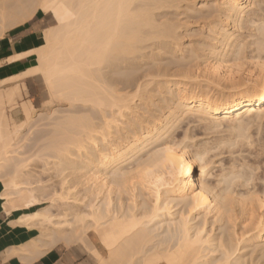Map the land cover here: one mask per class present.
Returning a JSON list of instances; mask_svg holds the SVG:
<instances>
[{"label":"bare ground","instance_id":"1","mask_svg":"<svg viewBox=\"0 0 264 264\" xmlns=\"http://www.w3.org/2000/svg\"><path fill=\"white\" fill-rule=\"evenodd\" d=\"M261 1H0L2 34L7 27L30 20L38 9L54 15L57 24L45 32L44 46L34 50L38 54L37 66L24 75L39 73L48 86L50 100L82 102L89 110L99 112L98 118H101L98 119L95 113L81 117L82 112L76 117L77 113L70 109L75 112L72 113L75 117L62 114L63 119H53L54 123L47 119L48 123V116L41 113L39 116L43 118L39 123L37 112V120H32L31 124L38 123V126L43 119L47 126L52 124L48 127L52 130L46 135L49 137L52 132L53 136L41 150L50 152L57 159L55 165L60 171H67L68 179H62L61 191H53L56 186H52V182V185L46 182L42 185L41 180V185H33L32 181L23 179V160L16 162L8 174L0 172L5 210L8 213L26 211L17 223L34 227L39 232L36 238L21 247L20 254L37 259L61 244L68 249L82 247L99 264H264V184L260 190L257 182L251 181L258 170L252 172L251 169L249 175L244 169L231 168L232 171H226L222 180L213 185L206 177L217 178L218 173L213 175L211 170V176L205 169L209 168L207 163L211 158L207 157L211 154L208 152L215 151L213 144L218 140H214L217 137L210 139L207 131L222 134L221 127L228 129V133L230 129L233 135L229 134L231 137L226 139L220 135L222 140L217 144L221 145L220 149L224 147L222 144L228 145L227 151L230 146H236L235 151L241 152L237 145L241 146L243 143H239L244 139L249 137L248 148L249 143L255 142V138L247 135L248 126L264 116V14L260 13V4L264 6V3ZM193 18L203 20L200 24L203 40H197L194 42L197 45L187 50L184 36L191 39L194 33L190 35L181 30L192 25L194 20H190ZM245 27L247 33L246 30L243 32ZM195 34L200 32L195 31ZM150 49L155 50L152 58L161 53L164 57L165 50H173V57L176 53L183 54L178 61L172 59L170 53L169 61L159 62L169 64L167 67H171V63L178 70L163 67L155 58L151 62L156 63H150L154 69L148 71V66L143 67V71H148L143 73L139 64L149 58ZM137 70L143 74H138ZM160 78L164 80L155 81ZM154 81L165 94L164 100L157 101L162 105L165 103L163 109L167 111L158 116L160 111L156 117L138 114L137 110L143 104L150 102L149 105L156 106L147 97L153 95V91L156 96L152 97L157 98L159 94L158 98H162L157 89L155 93ZM151 84L152 90L145 96ZM225 90L230 91L226 93ZM17 96H20L18 88L0 94V162L10 157L8 153L13 152V140L24 129L11 126L12 117L4 109V105L12 104ZM20 109L27 118L36 111L30 103L23 104ZM147 109L144 112L149 113L150 108ZM126 114L135 117L132 121H124L122 118ZM186 119H190L189 125L183 121ZM191 121L202 123V128L206 126L207 131L203 133L210 137L207 135L205 145L209 139L215 141L209 145L214 149H209L210 141L208 148L203 147L202 142V145L199 143L202 148L196 145L193 149L196 139L193 143L191 138L198 132L192 135L189 130L192 137L183 133L193 146L184 139V142L177 139V135L172 136L178 124L193 127ZM41 125V128L47 127L44 123ZM131 126L132 130L129 129ZM250 136L254 142H250ZM159 141L163 142L160 144ZM35 144L31 147L37 149L38 144ZM255 144L257 153L254 151L253 155L256 158L259 150L264 151L258 142ZM148 146H152V152L142 159L140 155ZM35 148L30 151L34 152ZM220 149L218 147V151ZM232 149L230 153L235 152ZM248 154L249 160L251 153L249 157ZM238 159L240 166L242 160ZM246 159L242 162L245 167ZM197 166L201 168L199 176ZM131 167L134 168L130 170ZM35 174L39 177L37 172ZM216 178L213 183L218 180ZM237 180L242 181L244 191H235L237 188L233 185ZM138 189H147L148 199L137 200ZM81 192L85 200L83 206H78L77 194ZM124 193L129 195V203H124ZM58 201L62 212H52L48 207L32 210L47 203L55 206ZM174 207H180L179 211L172 212ZM164 216L168 218L163 219ZM95 238L103 246L105 255L97 248Z\"/></svg>","mask_w":264,"mask_h":264},{"label":"rangeland","instance_id":"2","mask_svg":"<svg viewBox=\"0 0 264 264\" xmlns=\"http://www.w3.org/2000/svg\"><path fill=\"white\" fill-rule=\"evenodd\" d=\"M263 1V0H262ZM260 2V3H264V1L263 2ZM197 2H200V0H197ZM259 3V4H260ZM264 5V4H263ZM260 7H261V12L260 13H263L264 14V6H262V4H260ZM49 15H51L50 13H49ZM196 16V15H195ZM192 20H194V22H195V25H197V23H199L197 26H193V23L194 22H192V25L191 24H189L190 26L189 27H187V28H183L181 31H183L184 33H186V34H192V32L194 33L193 35H192V37H191V39H190V36H189V38H186L185 36H184V38L185 39H183L184 40V42H185V47H187V50L188 49H190V48H188V47H192V46H196L197 45V43H194V42H196L197 40H203V38H202V35H201V29H200V24L201 23H203V20L202 21H200V19L197 21V20H195V18H193V19H191L190 21H192ZM200 21V22H199ZM52 24H53V26H55L56 24H57V22L52 18ZM193 26V27H192ZM199 26V27H198ZM189 28V29H188ZM248 28V27H247ZM192 30H194V31H192ZM246 30V33H247V29H246V27L244 28V30H243V32ZM188 31H190V32H188ZM195 31L196 32H200V34L198 35V34H195ZM245 33V34H246ZM185 34V35H186ZM194 35H197L196 37L194 36ZM201 35V37H199ZM187 36V35H186ZM205 36V35H204ZM188 37V36H187ZM198 37V38H197ZM197 38V39H196ZM199 38H201V39H199ZM188 41V42H187ZM190 41H193L192 43H190ZM183 46V47H184ZM184 47V50L186 49ZM151 50V49H150ZM150 50H148L149 52H150ZM155 51V50H154ZM152 52V50H151V53H150V56H151V58L153 57L151 54H155V52ZM186 51V50H185ZM165 52H167V54L165 53ZM165 52H164V57H168L167 59L166 58H164L163 56H161L163 53H161V54H159L158 56H159V59H158V56L156 55V57H154V58H150V56H149V54L146 52V55L148 54V56H149V58H150V61H149V58L148 57H146V59H147V63H145L146 62V59L144 58L141 62H140V64L139 65H141V66H139V69H142V71L144 70V68H147V66H148V71H150V70H153L154 69V67H152L151 65H150V63L152 64L153 63V61L151 62V60H154L155 58H157V61L156 62H158V64H162L163 65V67H167V66H169V64L168 65H165V64H163V62L165 63V60L166 61H169V54L171 53V55L172 54H174L173 53V50H171V52H170V50H168V51H166L165 50ZM169 52V53H168ZM188 52V51H187ZM186 52V53H187ZM157 53H158V50H157ZM186 53H184V54H186ZM177 54H179L178 56H177ZM188 54V53H187ZM168 55V56H167ZM176 55V57L174 58L173 57V55H172V59H177L179 56L181 57V58H183L182 56H183V54H181L180 55V53H176L175 54ZM181 58H179V59H181ZM172 59H170L171 61H172ZM179 59H177V61L179 60ZM156 60V59H155ZM160 60V61H159ZM161 61H163L162 63H159V62H161ZM144 62V64H142ZM155 62V61H154ZM155 62V63H156ZM155 63H153V65L155 64ZM173 64L175 65V61H173ZM161 65V66H162ZM170 65H171V67H167L168 69H170V68H173L174 66H172V64L170 63ZM144 67V68H143ZM152 67V68H151ZM155 67H156V65H155ZM175 69H172V71H175L176 69H177V67H174ZM178 70V69H177ZM176 70V71H177ZM139 71V72H138ZM142 71L141 70H137V73L138 74H143L145 71H143V73H142ZM148 71H146L145 73H147ZM177 78H179V80L181 79L180 77H177ZM176 78V79H177ZM42 79H43V81H42ZM161 79L162 78H160V79H155V81L156 82H158V80L159 81H161ZM162 80H164V79H162ZM182 80V79H181ZM153 82L152 84H153V86H154V90H155V93H156V89H157V91H158V93H160L161 95H160V97H162V98H158L159 97V94H157V98H155V97H152L153 95H154V91H153V95H151V96H147V93H148V91H151L152 90V84L149 86V88H148V90L146 91V95L145 96H147V97H149V101H151L152 102V100L155 102V100L157 101L158 99H160L161 101L162 100H164V97H165V94L163 95L160 91H159V85L156 83V82ZM155 84V85H154ZM158 87V88H157ZM150 89V90H149ZM21 91H22V95H20V97L17 99V101L15 100V101H13V103L11 104H9V103H7V105L5 104L4 105V109L7 111V113H8V115L10 116V118L12 117V119H11V123H12V125L11 126H13L14 128L15 127H18V126H22V133H20V132H18V135L16 134V137H15V141L13 140V142H14V146H13V148H12V150H13V152L12 153H8V156L10 155V157H8V158H6V159H3V160H1V162H0V172H2V173H4V174H8L9 172H11V170H12V168H13V166H14V164L16 163V162H18V161H20V160H23V164L25 165L24 167H23V172H22V178L23 179H28L30 182L32 181V183H33V185H41V183L40 182H42L43 181V184L42 185H44V184H46L47 183V185H48V183L50 184V185H52V186H56V188H54V190L53 191H61V189H62V184H61V182H62V179H63V181H64V178H67L68 179V176H67V171H64V172H62V171H60L59 169H58V166H56L55 165V163H56V161H57V159H55V158H53L51 155H50V152H48V151H42L41 150V148H42V145L45 143V142H47V140L48 139H50L49 137H51V135L53 136V134H52V132H50V136L49 137H47V135H48V132H49V130H50V128H49V130H48V127H50L51 125L50 124H48V126H47V122L45 123V121H44V119H43V121L41 120V124H46V126L47 127H43V128H41L42 127V125L41 124H39V126H38V123L37 124H31L32 123V120L35 118V117H37V115L39 116V114H41V113H43V115L42 116H44V114H46V116H48V117H46V120L48 119L49 121H52L53 122V119L54 120H56L57 118H59V119H63L62 117H63V115L62 114H64V115H66V116H68V115H72V117H75V115L73 116V114L72 113H83V115H81V114H78L79 116H77V114H76V117H80V115H81V117H90V116H92V115H94V113L95 112H93V111H91V110H89L88 109V106L86 105V104H84V103H82V102H74L75 104H73V102H71L70 103V101H64V100H58V101H53V100H50V92H49V89H48V86L46 85V82H45V80H44V78L42 77L41 78V76L40 75H36V76H34L33 78H31L30 79V81H29V83L27 84V85H25V84H23L22 85V88H21ZM230 91V90H225V92L226 93H228V92ZM149 94H151V93H149ZM154 96H156V94L154 95ZM161 101L160 102H156V103H152L153 105H158V103H159V105L157 106L158 108H155L154 106H152L151 104L149 105V103L148 104H146V105H141L142 106V108H141V106L139 107V108H141L139 111L137 110V113L138 114H143V113H146V116L149 114L150 116L152 115V117H154V115H155V117L157 116V114L160 112V114H158V116L159 115H161L162 114V112H163V114H164V112H166L167 111V109H165V111H164V107H165V103H163V105L162 104H160L161 103ZM24 102H26V103H31V105L33 106V108H34V110L33 111H35L34 113L32 112V114H31V117L30 118H27L26 117V115H25V113L22 111L21 112V109L20 108H22V106H23V103ZM61 102V103H60ZM54 103H56V104H54ZM58 103H59V105H58ZM50 107H48V106ZM53 105H54V108H53ZM71 105V106H70ZM87 106V107H86ZM46 107H47V109H46ZM143 107H145L144 109H143ZM147 107H148V109L150 108V110H149V113L148 112H144V110L145 109H147ZM151 107H153L154 108V110L153 109H151ZM44 110H43V109ZM59 108V109H58ZM65 108V109H64ZM87 108V109H86ZM0 109H1V107H0ZM18 109H20V110H18ZM70 109L71 110H73V111H75V112H73V111H70ZM147 109V110H148ZM43 111V112H40V111ZM49 110V111H48ZM60 110H61V112H60ZM64 110H68V111H70V112H68V113H66V112H64L63 113V111ZM146 110V111H147ZM19 111V112H18ZM48 111V112H47ZM80 111V112H79ZM142 111V112H141ZM155 111V112H154ZM38 112V113H37ZM45 112V113H44ZM47 112V113H46ZM50 112H51V114H50ZM36 113H37V115H36ZM98 113L99 112H97V113H95V115H97V118H98V116L100 117V113H99V115H98ZM17 114V115H16ZM59 116V117H58ZM61 116V117H60ZM65 116V117H66ZM134 117H135V115H129V114H126V116L125 117H123L122 118V120H124V121H132L133 119H134ZM25 118V119H24ZM43 117H40L39 116V118H38V120L37 121H39L40 119H42ZM45 118V117H44ZM14 119V120H13ZM98 119H101V118H98ZM26 122H25V121ZM27 120H28V122H27ZM47 120V121H48ZM190 120V119H189ZM189 120L188 119H186V120H183V121H187L186 123H188V125H189ZM49 121H48V123H49ZM57 121H59L58 119H57ZM101 121V120H100ZM99 120L97 121L96 120V122H100ZM182 121V122H183ZM19 122H21L20 124H19ZM22 122H25V123H22ZM34 122V121H33ZM36 122V121H35ZM52 122H50V123H52ZM195 121H193V123H192V121L190 122L192 125H193V127L190 125V127H191V129H193V131L190 129V127L188 128V127H186L187 126V124L186 123H182V126L180 125V124H178L175 128H176V132H173L174 134L172 135V136H176L177 137V139H180V141H182V139H184L185 140V143L186 142H189L190 141V138H189V141H187V136H190V134H192V135H195L194 133H196V132H198V133H196L197 134V136H193L192 137V135L190 136V137H192L191 139V142L194 140V139H196L195 140V143H194V141H193V143L195 144L194 146L192 145V143L191 142H189V144L191 143V145L193 146V149L194 148H196L197 146L199 147V148H202V146H200L199 145V143H201V145H202V142H204L203 144H204V146L203 147H206L207 146V143L210 141V139H214V137H217L216 139H214V140H217V142H220V140H222V139H226L227 137H231V135H233V134H231V132L232 131H230V129H229V133H228V129H224V128H220V129H222V134H223V132H225V134H221V132L218 134L217 133V131H216V129H214L215 131H216V133H212L211 132V130H210V132L209 131H207V128H206V126H205V128H204V125H203V128H204V130H203V128H202V123H199V122H197V124L199 123L200 125H201V127L199 128L198 126H200L199 124L197 125L196 123H194ZM19 125H18V124ZM39 123H40V121H39ZM54 123V122H53ZM179 123H181V122H179ZM23 124V125H22ZM195 124V125H194ZM186 125V126H185ZM197 125V126H196ZM36 126H38V127H36ZM181 126V127H180ZM196 126V127H195ZM12 127V128H13ZM36 127V128H35ZM180 127V128H179ZM27 128V129H26ZM45 128V130H43ZM52 128H53V126H52ZM179 128V129H178ZM202 128V129H201ZM225 128H227V127H225ZM28 129H30V131L29 132H27V130ZM129 129L130 130H132L133 129V126H131V127H129ZM186 129V130H185ZM196 129V130H195ZM52 130V129H51ZM50 130V131H51ZM184 130H185V132H184ZM189 130H190V134H189ZM209 130V129H208ZM217 130H219V129H217ZM225 130V131H224ZM35 131H36V133H35ZM39 131V133L40 132H42V133H37ZM202 132L203 133V131H205V133H206V131H207V133L211 136H209L208 134H206V135H204V133H203V136H202V133H200V132ZM220 131V130H219ZM26 133V135H25V133ZM126 130L125 131H123L122 133L125 135L126 133ZM194 132V133H193ZM248 132L249 133H247V130H246V133H247V135H251L253 138H255V142H258V144H260V149H262L263 151H264V147H262L263 146V144H264V116H263V118H260V119H256V121L254 120L249 126H248ZM183 133H185V134H187V136H183L184 134ZM228 135H227V134ZM233 133V132H232ZM235 133V132H234ZM20 134V135H19ZM24 134V135H23ZM32 134V135H31ZM46 135V137H47V139H45L46 137L44 136V135ZM200 134V135H199ZM212 134V135H211ZM216 134H218V135H216ZM229 134H231V135H229ZM29 135H30V137H29ZM210 137V139L206 142V145H205V141L208 139V136ZM220 135H221V137H222V139L220 138ZM225 135H227L226 137H225ZM18 136V137H17ZM33 136H36L37 137V139H35L36 137H33ZM201 136H202V138H201ZM204 136H205V138H204ZM207 136V137H206ZM250 136V137H251ZM259 136H262V137H259ZM22 137V138H21ZM176 137H175V139H176ZM184 137V138H183ZM196 137V138H195ZM199 137V138H198ZM252 137H251V140H250V142H252ZM20 138V139H19ZM166 138V140L168 141V139L170 140V138H167V137H165ZM260 140H259V139ZM22 139V140H21ZM31 139V140H30ZM199 139H200V141H199ZM202 139V140H201ZM212 139V140H213ZM248 139H249V137L245 140L244 139V141H242L241 143H239V144H244V146H246V147H244L243 146V144L240 146V145H237V148H239L240 149V151L242 152L243 150H244V152L243 153H241V152H236L235 150H236V146H230L229 148H230V150L232 149L231 147H233V149H234V151L235 152H233V151H231V153H233V154H231L229 151L230 150H228L227 151V149H228V145H226V144H222L224 147H222L223 148V151H221V149H220V147H221V145L220 146H218V144H217V142L215 143V144H213L214 146H215V148L216 149H214V146L213 145H211V146H209L210 144H212V143H214V142H212V140L210 141L211 143H209L208 144V146H209V149H211V148H213L215 151L213 152V150H210V152H208V153H211L210 154V156H207V157H211L210 159H209V161L210 162H213V164L211 163H209V161H208V158H207V161H208V163H207V165L209 164V168H205V169H207V171L211 174V172H213L212 174L213 175H216V173H218L217 175H218V177H221V178H216V176H215V178L216 179H218V180H216L215 181V183H213L214 182V180H215V178L213 179L212 177H210V178H208V177H206V179L207 180H209L213 185L214 184H216V183H218V181L219 180H222V178H223V176L226 174V171H228L229 172V170L230 171H232V169L231 168H234V170L236 169V171H242L243 169L246 171V172H248V174L249 175H251V173H249V171L251 172V169H252V172H256L257 170L259 171H257V173H255V174H253L252 175V177H253V180H251V181H256L257 182V185L258 186H260V190L261 189H263L262 188V185L264 184V183H262V181L264 182V179H262V176L264 175L263 173H261V175H260V172H264V165H262L263 163L262 162H264V159H262V158H264V152H259L258 151V153L259 154H257L258 156L256 157L257 158V161L255 160L256 158L254 157V151H256L255 150V147H257L258 145H257V143L255 144V142H254V140H253V142H254V144L255 145H257V146H253L251 143H249V145H251V146H253V148H254V150H252V148H251V146H250V148H248ZM263 139V140H262ZM26 140H29V141H26ZM34 140H36V141H34ZM40 140L41 141V144H40V142L38 143V141ZM164 140V139H163ZM184 140L182 141V142H184ZM198 140V141H197ZM21 141V142H20ZM32 141H33V143H32ZM197 141V142H196ZM246 141V142H245ZM162 143L163 141H159V143ZM178 142V141H177ZM260 142V143H259ZM19 143V144H18ZM29 143V144H28ZM38 144L36 147H37V149L35 148V146L34 147H31L33 144ZM160 143V144H161ZM197 143V144H196ZM35 144V145H36ZM155 144H157V143H155ZM159 144H157V146H158ZM197 145V146H196ZM15 146H16V149H15ZM208 146H207V148H208ZM26 147H27V149L29 150H25L26 149ZM153 147H156V146H154L153 145ZM218 147H219V151H218ZM225 147H227V148H225ZM32 148H35L34 149V152H31V151H33V149ZM259 148V146L257 147V149ZM18 149V150H17ZM19 149H20V152H19V154H18V151H19ZM30 149H31V151H30ZM154 149V148H153ZM232 149V150H233ZM239 149H237V151L239 150ZM243 149V150H242ZM225 150V151H224ZM248 150V151H247ZM252 150V151H251ZM261 150V151H262ZM16 151V152H15ZM22 151V152H21ZM24 151V152H23ZM212 151V152H211ZM249 153L248 154V157H249V155H250V153H251V156H250V158H249V160H248V158H247V153ZM151 152H152V146H148L141 154H142V156L140 155V157L142 158V159H145V156H146V158L148 157V155L149 154H151ZM239 153V154H238ZM255 153H257V151L255 152ZM14 154V155H13ZM17 154V155H16ZM242 154H243V157H240V156H242ZM244 154H246V155H244ZM256 155V154H255ZM259 155H260V157H259ZM14 157V158H13ZM237 157V158H236ZM254 157V158H253ZM258 157H259V161H258ZM213 158V159H212ZM233 158H235V161H233L234 159ZM238 158H240V160H242V162H244V160L246 159V162L248 163L249 161H250V165H247V163L245 164L246 165V167L243 165V163L242 162H240L241 163V165L239 166V159ZM11 159H12V161H11ZM233 159V160H232ZM244 159V160H243ZM248 160V161H247ZM251 160H252V162L254 163V165H253V163L251 162ZM262 160V161H261ZM2 161H3V163H2ZM134 161V160H133ZM132 161V164L134 163ZM236 161H237V163H236ZM261 161V163H259ZM6 163V164H5ZM252 163V164H251ZM4 164V165H3ZM255 164L257 165V166H255ZM260 164V166H258ZM231 165V167H230V169H229V166ZM236 165H237V167H236ZM131 166V165H130ZM136 166V164L134 163V167ZM226 166V167H225ZM243 166V167H242ZM250 166V169H248V167ZM133 167V168H134ZM239 167L241 168L240 170H239ZM245 167V168H244ZM132 167L130 168V170L131 169H133ZM258 168H260V169H258ZM255 169H256V171H255ZM136 170V169H135ZM135 170H132V172L133 171H135ZM201 168L199 167V166H197L196 167V174H197V176H199L200 174H201ZM211 170H213V171H211ZM35 172H37V174L39 175V177H41V179L39 178V177H37L36 176V174H35ZM216 172V173H215ZM65 173H66V175H65ZM212 174H211V176H212ZM257 174H259L258 176H257ZM209 175V174H208ZM207 175V176H208ZM43 176V177H42ZM260 176V177H259ZM257 177V178H256ZM212 178V179H211ZM264 178V177H263ZM40 179V180H39ZM257 179H258V181H257ZM260 179V180H259ZM42 180V181H41ZM46 180V181H45ZM48 180H50V181H48ZM65 181H66V179H65ZM239 180H237V182H235L234 183V185H233V187L236 189L235 191L236 192H239V191H244L245 189H244V186H242L241 184H242V181H239ZM250 181V183H253V182H251ZM46 182V183H45ZM51 182H52V184H51ZM256 182H254L253 184H256ZM35 183V184H34ZM55 183V184H54ZM63 183V182H62ZM240 183V184H239ZM222 186L224 185L223 183L221 184ZM81 186L82 185H80L79 187L81 188ZM222 186H219V187H222ZM241 186V187H240ZM250 186H252L251 184H250ZM50 187V186H49ZM79 187L78 188H76V191L79 189ZM263 187H264V185H263ZM51 188V187H50ZM49 188V190H51ZM59 188H61V189H59ZM162 188H164V187H162ZM251 188V187H250ZM75 190V189H74ZM147 189L145 190V189H143V191L141 190V189H138L137 191H136V195H138V198H137V200H140V202H142L145 198H147L148 199V196H147ZM51 192V191H50ZM80 196V197H79ZM77 197H78V201L76 202V204H78V206H83V202L82 201H84L85 200V198L83 197V195H82V192L81 193H79V195L77 194ZM128 197H129V195L127 194V193H124L123 194V200L125 201L124 203H129V201H128ZM114 199L116 200V196L114 195ZM143 199V200H142ZM42 207H48V208H50L51 209V211L52 212H55V213H59V212H62V210H63V208H61L60 207V202L58 201L57 203H56V205L55 206H53V205H51L50 203L48 204H44V205H41V206H38V207H35V208H33L32 210L34 211V210H37L38 208H42ZM179 209H180V207H174L173 208V210H172V212H176V211H179ZM210 217V216H209ZM168 218V216H164L163 217V219H167ZM196 221H198V219H196ZM195 221V222H196ZM209 225H207V227H208ZM219 226V224H216V227H218ZM89 235L90 236H92V232L91 231H89ZM95 240V244L97 245V248L101 251V253L103 254V255H105L106 254V252H105V250L103 249V246L101 245V243H100V241L97 239V238H95L94 239ZM62 250H63V252H64V254H65V259L62 261V262H60L59 264H99V262L96 260L95 261V259L92 257V256H90V254L88 253H86V251L82 248V247H80V246H75V247H72V248H70V249H68V248H66V247H64V246H59Z\"/></svg>","mask_w":264,"mask_h":264},{"label":"crops","instance_id":"3","mask_svg":"<svg viewBox=\"0 0 264 264\" xmlns=\"http://www.w3.org/2000/svg\"><path fill=\"white\" fill-rule=\"evenodd\" d=\"M52 18L56 21L51 12L38 9L30 20L19 23L20 25L9 26L11 28L7 27L3 34L0 31V94H7L10 90L18 88L22 95V85H27L31 78L40 75L39 73L30 74L29 70L37 66L38 54L34 50L44 46L45 32L53 27ZM27 71H29L28 74L24 75ZM19 97L17 96L16 101ZM3 191L4 185L0 179V264H59L62 262L65 254L59 247L61 244L37 259H30L27 255L18 252L21 247L36 238L39 232L34 227L17 223L26 211L17 210L8 213L5 210L1 197ZM15 252L18 253L15 254Z\"/></svg>","mask_w":264,"mask_h":264}]
</instances>
